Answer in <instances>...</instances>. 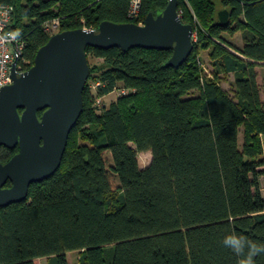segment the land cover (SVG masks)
Here are the masks:
<instances>
[{
  "label": "trees",
  "instance_id": "obj_1",
  "mask_svg": "<svg viewBox=\"0 0 264 264\" xmlns=\"http://www.w3.org/2000/svg\"><path fill=\"white\" fill-rule=\"evenodd\" d=\"M188 2L192 12L178 0L180 18L198 30L196 18L202 30L178 67L164 65L171 50L86 47L88 64L99 59L101 66L89 65L83 109L59 168L31 183L26 199L0 206V264H38L40 257L68 264L66 253L75 250L79 264H239L221 243L227 232L264 242V98L257 81L260 67L264 82V0H221L229 12L223 24L213 0ZM0 3L11 6L8 28L24 39L25 69L51 35L48 20L58 18L59 31L130 20L129 0ZM166 3L142 0L132 22ZM237 31L240 47L223 36ZM200 47L209 51L212 77L200 74ZM229 73L232 93L220 84ZM120 88L126 92L98 105ZM17 151L0 148V162ZM143 151L151 158L140 166Z\"/></svg>",
  "mask_w": 264,
  "mask_h": 264
},
{
  "label": "water",
  "instance_id": "obj_2",
  "mask_svg": "<svg viewBox=\"0 0 264 264\" xmlns=\"http://www.w3.org/2000/svg\"><path fill=\"white\" fill-rule=\"evenodd\" d=\"M178 0L148 12L142 24L101 21L96 29L58 31L35 52L33 64L0 88V148L18 151L0 162V206L26 199L31 183L59 168L71 129L83 109L90 74L86 47L171 50L165 66L178 67L193 50V26L182 22ZM226 23L229 12L217 13ZM39 112H41L39 116ZM10 182V186H5Z\"/></svg>",
  "mask_w": 264,
  "mask_h": 264
},
{
  "label": "built area",
  "instance_id": "obj_3",
  "mask_svg": "<svg viewBox=\"0 0 264 264\" xmlns=\"http://www.w3.org/2000/svg\"><path fill=\"white\" fill-rule=\"evenodd\" d=\"M186 1V0H184ZM142 0H129L128 18L129 21L138 19L141 12ZM178 12V11H177ZM12 8L8 4L0 3V88L11 83L10 69L12 64L16 63L17 73H21L27 69L25 66L28 62L22 63V53L25 47L24 39L16 32L10 30L8 26L11 23ZM179 15V13H178ZM180 16V15H179ZM139 22L138 24H141ZM45 29L52 35L59 31V19L53 18L44 23ZM91 29V28H86ZM192 41H196L195 33L193 32ZM20 59L22 62L20 63ZM98 82H94L92 87L95 88ZM118 94H124L126 90L115 89ZM102 99L98 98V105L101 104ZM260 141L264 151V133L260 135Z\"/></svg>",
  "mask_w": 264,
  "mask_h": 264
},
{
  "label": "rangeland",
  "instance_id": "obj_4",
  "mask_svg": "<svg viewBox=\"0 0 264 264\" xmlns=\"http://www.w3.org/2000/svg\"><path fill=\"white\" fill-rule=\"evenodd\" d=\"M213 1L215 3L216 10L220 11V10L225 9L222 6V4H221V0H213ZM184 2L187 4L189 10L192 12V9H191V7L189 5L188 0H186ZM191 14H193V13H191ZM194 20H195L194 26L197 25L198 26V30L195 27V28H193L194 29L193 31L195 33L196 39L197 38L199 39L198 31L202 30V28H201V26H199V24L197 22V19L194 18ZM223 36L228 41L233 43L235 46L240 47L242 45L241 33L239 31L235 32L233 35L224 33ZM197 51H198L197 52L198 53L197 54V59H198V64H199V67H200V70H201V73H200L201 76L202 77H207V78L208 77H212L214 69H213V66L211 64V60L209 59V56H208V52L209 51L206 50V49H203L201 47ZM89 65L93 67V70H95L99 66H101L100 65V60L99 59H90L89 60ZM257 72H258L257 81H258V84L260 86L261 97L264 98V82H263L262 69L260 67H257ZM220 84L225 90H227L228 92L232 93L233 92V88H234V86H233L234 85L233 74L229 73V74L220 75ZM195 93H197V90H194L192 92V94H195ZM117 96H118V92L117 91H113L112 93H110V94L106 95L104 98H102V100H103L104 103L109 104L111 101L115 100L117 98ZM239 143H240V145L242 143V129L240 130V133H239ZM150 158H151V153L149 151L140 152L138 154V161H139L140 166L146 165L149 162ZM259 186H260L261 194L264 197V174L260 175V177H259ZM79 255H80V251H78V250L68 251L66 253L68 264H79ZM37 259H38V264H47L48 258L40 257V258H37Z\"/></svg>",
  "mask_w": 264,
  "mask_h": 264
},
{
  "label": "clouds",
  "instance_id": "obj_5",
  "mask_svg": "<svg viewBox=\"0 0 264 264\" xmlns=\"http://www.w3.org/2000/svg\"><path fill=\"white\" fill-rule=\"evenodd\" d=\"M221 243L238 258L239 264H256V258L264 254V242L253 241L236 232H227Z\"/></svg>",
  "mask_w": 264,
  "mask_h": 264
}]
</instances>
